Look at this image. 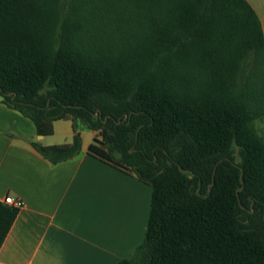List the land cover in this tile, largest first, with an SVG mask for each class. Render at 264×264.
Returning <instances> with one entry per match:
<instances>
[{
	"label": "trees",
	"instance_id": "16d2710c",
	"mask_svg": "<svg viewBox=\"0 0 264 264\" xmlns=\"http://www.w3.org/2000/svg\"><path fill=\"white\" fill-rule=\"evenodd\" d=\"M0 95L38 133L81 121L150 185L143 242L116 264H264V35L247 0H0ZM74 131L36 149L69 159ZM18 210L0 201V247Z\"/></svg>",
	"mask_w": 264,
	"mask_h": 264
},
{
	"label": "crops",
	"instance_id": "0c3cea01",
	"mask_svg": "<svg viewBox=\"0 0 264 264\" xmlns=\"http://www.w3.org/2000/svg\"><path fill=\"white\" fill-rule=\"evenodd\" d=\"M260 19L258 0H247ZM70 115L40 124L2 103L0 95V201L23 205L0 247V264H116L143 242L151 187L91 148L106 151L99 133ZM78 153L50 162L37 149L70 146Z\"/></svg>",
	"mask_w": 264,
	"mask_h": 264
},
{
	"label": "rangeland",
	"instance_id": "374dc122",
	"mask_svg": "<svg viewBox=\"0 0 264 264\" xmlns=\"http://www.w3.org/2000/svg\"><path fill=\"white\" fill-rule=\"evenodd\" d=\"M260 5H261V10H257L264 22V0H258ZM77 127H82L81 121L77 120L76 121ZM252 126L255 129V131L259 134V136L263 139L264 141V119H256L252 122Z\"/></svg>",
	"mask_w": 264,
	"mask_h": 264
},
{
	"label": "built area",
	"instance_id": "2783aa9c",
	"mask_svg": "<svg viewBox=\"0 0 264 264\" xmlns=\"http://www.w3.org/2000/svg\"><path fill=\"white\" fill-rule=\"evenodd\" d=\"M3 203H5V204H7L9 206H12L14 208H17V209L21 208L22 205H23V202H22L21 199L14 198L12 196H6V197H4Z\"/></svg>",
	"mask_w": 264,
	"mask_h": 264
},
{
	"label": "water",
	"instance_id": "95a60500",
	"mask_svg": "<svg viewBox=\"0 0 264 264\" xmlns=\"http://www.w3.org/2000/svg\"><path fill=\"white\" fill-rule=\"evenodd\" d=\"M95 116H97V113L95 114ZM180 168V167H179ZM180 170L182 171V172H184V173H187L188 172V170H183V169H181L180 168ZM191 176V175H190Z\"/></svg>",
	"mask_w": 264,
	"mask_h": 264
}]
</instances>
